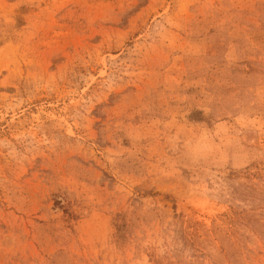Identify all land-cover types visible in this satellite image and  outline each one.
I'll return each instance as SVG.
<instances>
[{"label":"rangeland","instance_id":"obj_1","mask_svg":"<svg viewBox=\"0 0 264 264\" xmlns=\"http://www.w3.org/2000/svg\"><path fill=\"white\" fill-rule=\"evenodd\" d=\"M0 264H264V0H0Z\"/></svg>","mask_w":264,"mask_h":264}]
</instances>
